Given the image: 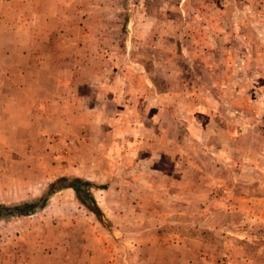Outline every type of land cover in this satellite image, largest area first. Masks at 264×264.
Here are the masks:
<instances>
[{"label":"rangeland","instance_id":"1","mask_svg":"<svg viewBox=\"0 0 264 264\" xmlns=\"http://www.w3.org/2000/svg\"><path fill=\"white\" fill-rule=\"evenodd\" d=\"M85 1L103 5L110 44L82 61L75 46H30L27 16L0 10L23 73L0 119V206L58 177L89 182L94 202L61 189L3 215L0 264H264V0Z\"/></svg>","mask_w":264,"mask_h":264},{"label":"crops","instance_id":"2","mask_svg":"<svg viewBox=\"0 0 264 264\" xmlns=\"http://www.w3.org/2000/svg\"><path fill=\"white\" fill-rule=\"evenodd\" d=\"M73 1V0H72ZM109 3L112 2V0H108ZM15 3V6H17L16 11L13 13L14 17L16 18L18 22L21 20V15L27 16V27L28 30L32 27L33 28V34L40 33V37L37 38L36 36H31L29 40L30 46H33L37 43L45 44V45H70L75 46V53L72 54L70 58H73L75 61H82L84 60L85 56L82 50L84 49L85 45L93 46L92 50L94 54L93 57L96 55V51L101 49L102 45L110 44L109 37H104L103 34L105 33L104 29L106 28L108 23H105L110 18L108 17H101L99 12H92V10H103V5L97 4L92 5L89 4L88 1H85L86 4H89V6L84 4V0H74L73 4H70L68 8H71L70 11H67L69 13V19L70 22H65V10L64 6L66 5V0H10L9 2H5L4 0H0V10L8 5V3ZM92 4V3H91ZM6 5V6H5ZM106 11L110 14H113V8H108ZM1 12V11H0ZM91 14V16L89 15ZM115 14V13H114ZM3 14L0 15V26L2 24ZM26 20V19H25ZM50 20H53L55 22L54 28L50 25ZM93 20V22L99 24L94 27V31L91 27L88 26V24ZM14 22V21H13ZM41 23H43V26H40ZM19 25H21L19 23ZM19 26L12 30L14 33H20L19 32ZM54 30L57 34L55 36H51V32ZM1 36V35H0ZM142 37L138 38L139 40ZM113 41V40H112ZM0 44H3L7 47V49H3V51L0 53V60H10L11 61V68L12 71H9L8 69L4 71L1 74L2 80H5L7 83H0V119L5 118L7 114H4L5 106L10 107L14 109L16 107L17 102L14 101V98H7L5 95L8 94V92H19L23 87L21 84H14L13 78H17V76H23V73L21 71V63L19 60L20 53H22L19 49V43L13 38L11 40H3L0 38ZM161 42L157 43L155 42L153 45H160ZM128 45L125 42V46ZM131 50V44L129 42V48ZM30 53L33 52L32 50L29 51ZM160 52V51H159ZM30 53H26L30 55ZM92 53V51H91ZM100 56V55H99ZM98 56V57H99ZM37 54H35V57L32 56L31 58L34 59L36 62L41 63V61L37 60ZM47 57L44 56V54L41 53V59L43 62H45V59ZM53 58H55L57 61L60 60H66V56H64L61 53H56L53 55ZM30 59V62H34V60ZM135 62L131 64H134ZM138 63H135L137 65ZM139 67V66H138ZM122 70V68H121ZM126 73H131L130 71H134L133 67H128L123 69ZM78 70H75V73H77ZM128 86V85H127ZM104 87V85H103ZM108 87V86H107ZM131 86H129L130 88ZM106 88V87H104ZM101 91V89H100ZM6 98V99H5ZM7 113V112H6ZM250 218L251 216H247ZM242 226V223L240 224ZM227 251V250H225ZM223 257H226L227 259L230 258L229 253L228 254H222ZM244 263L243 260L239 262L238 264ZM225 264V263H224ZM226 264H233L228 261H226Z\"/></svg>","mask_w":264,"mask_h":264},{"label":"trees","instance_id":"3","mask_svg":"<svg viewBox=\"0 0 264 264\" xmlns=\"http://www.w3.org/2000/svg\"><path fill=\"white\" fill-rule=\"evenodd\" d=\"M91 184L85 180H82L80 178H73L68 180L65 177H58L54 179L52 182H50L46 187V192H44L39 199H37L35 202L31 204H21L17 206H11L10 208H7L5 206H0V217H3V215L8 216H23L26 215L27 212H29V208L33 206L34 208H43L44 205L47 202V199L54 194L55 192L61 190V189H70L76 200L88 211L93 212V207L91 205H94L93 199L91 197V194L89 193L88 187H90ZM94 213V212H93Z\"/></svg>","mask_w":264,"mask_h":264}]
</instances>
